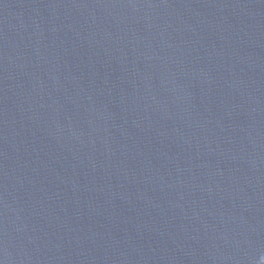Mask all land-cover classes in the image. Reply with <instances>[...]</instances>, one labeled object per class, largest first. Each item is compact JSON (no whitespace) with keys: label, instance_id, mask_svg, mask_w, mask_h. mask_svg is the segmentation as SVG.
I'll list each match as a JSON object with an SVG mask.
<instances>
[{"label":"water","instance_id":"1","mask_svg":"<svg viewBox=\"0 0 264 264\" xmlns=\"http://www.w3.org/2000/svg\"><path fill=\"white\" fill-rule=\"evenodd\" d=\"M0 264H264V0H0Z\"/></svg>","mask_w":264,"mask_h":264}]
</instances>
